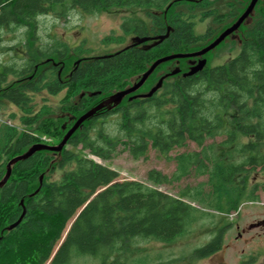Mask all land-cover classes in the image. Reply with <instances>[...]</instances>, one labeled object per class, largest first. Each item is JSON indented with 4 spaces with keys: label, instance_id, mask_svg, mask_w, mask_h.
<instances>
[{
    "label": "trees",
    "instance_id": "obj_1",
    "mask_svg": "<svg viewBox=\"0 0 264 264\" xmlns=\"http://www.w3.org/2000/svg\"><path fill=\"white\" fill-rule=\"evenodd\" d=\"M191 2L207 9L201 11L200 20L211 17L217 26L208 25L203 33H196L194 14L177 9L185 5L188 10ZM211 2L0 0V42L1 30L31 26L36 16L47 13L65 16L71 9L93 14L113 8H143L147 17H125L119 25L121 33L102 38L107 45L122 44L130 37L128 44L113 52L85 56L89 49L83 43L70 47L57 41L36 47L33 56L18 63L13 57L0 62V109L8 104L16 106L18 112H10L9 117L19 121L12 124L0 120V179L9 159L34 143H47L42 135L61 140L76 118L103 97L137 80L157 58L195 51L194 47L211 42L222 25L232 24L226 20L236 15L232 3L227 4V11L216 12L208 8ZM260 12V18L249 24L244 34L241 28L247 25L238 27L239 50L224 63L204 65L195 73L183 75L190 58L165 61L118 105L98 110L84 120L65 145H81L80 150L87 153L64 146L56 153L41 149L14 163L0 188V264H46L49 259V264H67L75 254L103 260L105 249L121 250L134 238L169 242L183 234L197 212L190 203L139 181L118 180L117 170L90 157L110 159L121 144L133 158H139L146 156L149 147L167 155L192 141L198 150L172 157L176 162L172 179L178 180L191 170L206 175L205 186L194 189L191 201L216 211H231L243 201L258 198L257 190L264 188V180L250 185L249 179L256 171L264 177V2ZM166 32V38L148 49L151 40L139 44L132 41L135 36ZM12 48L9 50L15 52ZM72 52L78 58L69 65ZM175 68L179 71L171 74ZM162 76L160 87L142 96ZM40 92H64L56 117H45L46 110L35 107L34 95ZM111 115L117 116L116 135L97 125ZM215 135L221 136L217 143L220 150L212 143L205 144ZM55 166L69 168L58 179L50 180L46 171ZM146 178L155 185L171 181L155 170H148ZM83 205L64 243L51 256L68 221ZM19 217L21 220L9 228ZM226 226L219 227L193 255L204 257L217 251Z\"/></svg>",
    "mask_w": 264,
    "mask_h": 264
},
{
    "label": "rangeland",
    "instance_id": "obj_2",
    "mask_svg": "<svg viewBox=\"0 0 264 264\" xmlns=\"http://www.w3.org/2000/svg\"><path fill=\"white\" fill-rule=\"evenodd\" d=\"M249 1L212 0L208 8L214 9L216 12H225L227 11V4L229 2L232 3L234 5L233 11L236 15H233L234 19L226 20L230 25L246 9ZM263 2L264 0H258L254 6L253 23L261 16L260 6ZM191 7L187 10L185 9V5H181L177 6V9L181 8L183 12L194 14V31L196 33H203L208 25L211 27L217 26V24L211 22V17H206L203 20L199 19L201 11L204 13L207 9H201L194 5ZM128 16L147 19L145 9L143 8H113L93 14L85 13L78 9H71L65 16H56L53 13L38 15L31 22V26L19 27L13 31L7 29L1 30L0 62L6 63L10 57H13V60L18 63L24 58L33 56V50L36 47H43L57 41L64 42L70 47L83 43L89 49L88 52L86 51L85 56L113 52L128 44L130 37H126L125 42L122 44L110 43L107 45L102 43V38L109 34L121 33L119 25L122 19ZM224 25L222 26L225 29L227 25L226 27ZM249 27L247 25L241 28L242 34ZM202 46L194 47V49L198 50ZM10 47H13L15 52L9 50ZM238 50L239 43L236 38L228 37L206 53L204 56L206 66L212 67L222 64L233 57ZM77 58L78 56L72 52L69 58V65L76 61ZM176 66L177 64L173 68ZM63 94L64 92H59L55 95L40 92L34 95V105L46 110L45 117H56V114L60 111V98ZM10 112H18V108L12 104L1 107L0 120L19 124L17 118L9 117ZM116 120L117 116L111 115L107 117V121L99 120L97 125L99 127L102 126L108 134L116 135L118 132ZM42 138L47 143L54 145L60 141L57 137L52 138L47 135H42ZM220 140L221 136L215 135V137L207 138L205 144L212 143L215 149L220 150L221 148L217 145ZM64 147L70 151L87 153V150H80L81 145L72 147L68 144L64 145ZM198 149L195 143L188 141L184 146L171 149L167 155L160 154L149 147L145 157L133 158L121 144L118 145L111 158L107 160L99 159L89 154L96 162L117 170L119 174L118 180L139 181L150 187H155L169 196L180 198L190 203L197 209V212L187 230L169 242L134 238L128 241L121 250H115V247L105 249L103 260H100L97 256L88 254H75L70 257L67 264H264V224L253 226V224L259 221H264V188L257 190L258 198L243 201L236 209L231 211H216L200 204L196 200L191 201L190 194L194 189L205 186L204 180L206 179V175H199L194 170H191L178 180L172 179V173L176 169V162L172 157L185 151H195ZM68 168H58V166H55L52 171H46V177L50 180L58 179ZM148 170L158 171L166 175L171 181L156 185L152 184L146 178ZM263 180L262 174L256 171L250 177L249 184L253 185ZM83 208L84 205L68 221L65 231L53 248L51 256H54L64 243V237L68 228ZM204 213L207 214L203 215ZM224 225L227 226L223 233L221 247L208 256H194V249L207 244L216 230ZM49 261L50 259L46 264H49Z\"/></svg>",
    "mask_w": 264,
    "mask_h": 264
},
{
    "label": "water",
    "instance_id": "obj_3",
    "mask_svg": "<svg viewBox=\"0 0 264 264\" xmlns=\"http://www.w3.org/2000/svg\"><path fill=\"white\" fill-rule=\"evenodd\" d=\"M258 0H250L246 9L242 12V14L228 27H226L223 31H221L211 42H209L207 45L203 46L202 48L186 52V53H173L168 54L162 57L157 58L154 60L149 67L139 75L138 79L133 81L130 85L124 87L123 89H119L116 91H113L109 95L103 97L96 105L89 108L87 111H85L83 114H81L78 118L75 119L74 123L71 125V127L64 133L61 140L56 145H49L47 143H34L32 144L27 150H25L23 153L16 155L8 160L5 167V173L0 179V188L6 183L8 178L11 175L12 166L14 163H16L19 160L25 159L32 155L35 151L41 150V149H47L51 151L58 152L62 149V147L66 144V141L68 137L81 125V123L88 119L89 117L93 116L96 111L106 108V109H112L114 106L118 105L125 96L130 95L131 93L135 92L138 88H140L143 83L146 81L148 76L152 73V71L161 63L171 60V59H177V58H192V57H200L203 56L205 53L216 47L220 42L225 40V38H236V31L238 30V27L243 25H249L252 23L253 16H254V6L257 3ZM168 35V32L162 35H156V36H146L139 38L138 36H135L132 38V41L136 44L143 43L146 41L151 40L148 45H146V49L160 43L164 38H166ZM205 58H200L196 63L194 61H190V67L188 71L184 72L183 75H190L192 73H195L197 70H200L205 65ZM179 71L178 68L173 69L170 73L175 74ZM164 76L160 77L157 82L142 96H149L154 91H156L163 80ZM135 97V96H131ZM130 98V97H129ZM42 175L39 177V182H41ZM21 220V217L18 218V220L9 226V228L15 226L19 221ZM264 224V221H259L254 225H261Z\"/></svg>",
    "mask_w": 264,
    "mask_h": 264
},
{
    "label": "flooded vegetation",
    "instance_id": "obj_4",
    "mask_svg": "<svg viewBox=\"0 0 264 264\" xmlns=\"http://www.w3.org/2000/svg\"><path fill=\"white\" fill-rule=\"evenodd\" d=\"M200 58H203V56H200V57H192L190 58V61H194L195 63L200 59ZM205 65H206V62H205ZM189 67H190V62H189ZM99 102V101H98ZM105 110V108H102L101 110L99 111H103ZM49 145H54V144H51V143H47ZM57 144V143H56ZM53 153H55V151H52ZM252 225V224H251Z\"/></svg>",
    "mask_w": 264,
    "mask_h": 264
},
{
    "label": "bare ground",
    "instance_id": "obj_5",
    "mask_svg": "<svg viewBox=\"0 0 264 264\" xmlns=\"http://www.w3.org/2000/svg\"><path fill=\"white\" fill-rule=\"evenodd\" d=\"M56 153V152H55Z\"/></svg>",
    "mask_w": 264,
    "mask_h": 264
}]
</instances>
